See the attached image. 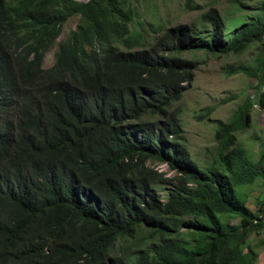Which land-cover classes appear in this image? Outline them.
Listing matches in <instances>:
<instances>
[{"label": "trees", "instance_id": "obj_1", "mask_svg": "<svg viewBox=\"0 0 264 264\" xmlns=\"http://www.w3.org/2000/svg\"><path fill=\"white\" fill-rule=\"evenodd\" d=\"M253 9L228 27L208 6L198 23L148 41L128 34L134 12L122 0H0V264H254L245 240L264 229V204L253 212L232 183L264 180V149L254 160L236 143L241 107L224 121L206 106L195 119L213 121L216 148L199 167L172 106L196 69L180 52L264 50V0ZM73 14L85 24L42 67ZM256 64L225 73L255 77L264 109L263 58ZM122 240L133 244L111 254Z\"/></svg>", "mask_w": 264, "mask_h": 264}, {"label": "rangeland", "instance_id": "obj_2", "mask_svg": "<svg viewBox=\"0 0 264 264\" xmlns=\"http://www.w3.org/2000/svg\"><path fill=\"white\" fill-rule=\"evenodd\" d=\"M14 2L15 0H8ZM124 5L131 8L134 15L128 22V34H141L144 40L150 41L163 29L184 23L192 26L199 21V14L208 6H214L222 14L226 25L232 27L249 18H254L258 11L256 6L261 0H236L246 6L238 7L235 0H122ZM85 20L79 14H73L61 24L59 35L45 51L42 67L46 68L53 61V53L57 43L65 40L69 32L78 25H84ZM114 44L124 48L119 42ZM180 55L195 61L196 69L187 90L183 92L179 100L173 102V108L177 109L178 117L183 130L184 144L191 159L202 168L209 166L215 155L216 144L212 133L213 121L196 120L195 115L206 106L214 109L210 114L212 119L228 120L232 113L241 107L238 119L245 116V125L235 132L236 143L244 147L254 160L258 158L264 149V109L255 103L257 93V79L237 72L226 74L231 67L248 65L256 67V60L263 58L264 74V50L258 42L252 43L246 50L239 54L208 52L204 50H188L180 52ZM152 166L166 173L172 174L165 164L152 162ZM236 196L246 198V205L253 212H259L264 204V180L257 176L250 184L232 183ZM222 222L235 224L237 217L219 215ZM264 229H258L247 235L245 245L250 246L257 253L254 264H264ZM133 244V240L118 241V246L111 249L110 253L123 252V247ZM246 251V248H243Z\"/></svg>", "mask_w": 264, "mask_h": 264}]
</instances>
